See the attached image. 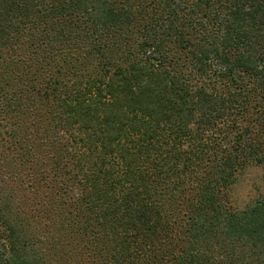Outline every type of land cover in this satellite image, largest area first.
<instances>
[{"label":"trees","instance_id":"1","mask_svg":"<svg viewBox=\"0 0 264 264\" xmlns=\"http://www.w3.org/2000/svg\"><path fill=\"white\" fill-rule=\"evenodd\" d=\"M253 165L264 0H0V264H264Z\"/></svg>","mask_w":264,"mask_h":264},{"label":"rangeland","instance_id":"2","mask_svg":"<svg viewBox=\"0 0 264 264\" xmlns=\"http://www.w3.org/2000/svg\"><path fill=\"white\" fill-rule=\"evenodd\" d=\"M49 191V188L43 185L38 192ZM264 192V169L260 166H249L238 176V182L235 187L234 195L237 201L243 203L248 199L256 198Z\"/></svg>","mask_w":264,"mask_h":264}]
</instances>
